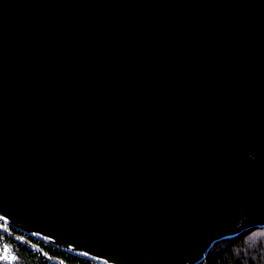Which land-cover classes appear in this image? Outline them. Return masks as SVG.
<instances>
[{
	"label": "water",
	"instance_id": "1",
	"mask_svg": "<svg viewBox=\"0 0 264 264\" xmlns=\"http://www.w3.org/2000/svg\"><path fill=\"white\" fill-rule=\"evenodd\" d=\"M250 228L264 0H0L7 238L56 264L23 236L96 264H199Z\"/></svg>",
	"mask_w": 264,
	"mask_h": 264
},
{
	"label": "trees",
	"instance_id": "2",
	"mask_svg": "<svg viewBox=\"0 0 264 264\" xmlns=\"http://www.w3.org/2000/svg\"><path fill=\"white\" fill-rule=\"evenodd\" d=\"M12 232L19 233L15 230ZM7 240L18 256L15 264H56L29 248L14 243L12 239ZM34 242L38 243L44 255L59 259L63 264H95L45 243ZM199 264H264V228H250L233 238L216 242Z\"/></svg>",
	"mask_w": 264,
	"mask_h": 264
},
{
	"label": "built area",
	"instance_id": "3",
	"mask_svg": "<svg viewBox=\"0 0 264 264\" xmlns=\"http://www.w3.org/2000/svg\"><path fill=\"white\" fill-rule=\"evenodd\" d=\"M6 227L5 224H3ZM7 248L8 255L10 257H15V259H4V249ZM18 261V256L16 252L13 250L12 246L9 244L6 236L0 231V263L1 264H15ZM96 264V263H95Z\"/></svg>",
	"mask_w": 264,
	"mask_h": 264
},
{
	"label": "flooded vegetation",
	"instance_id": "4",
	"mask_svg": "<svg viewBox=\"0 0 264 264\" xmlns=\"http://www.w3.org/2000/svg\"><path fill=\"white\" fill-rule=\"evenodd\" d=\"M13 231V230H12ZM14 233V232H13ZM14 234H16V235H21L20 233H14ZM25 239H27V240H29V241H31L33 244H35V245H37L38 246V243H36V242H34L31 238H28V237H25V236H23ZM14 243H16V244H20V243H18V242H15V241H13ZM20 245H22V244H20ZM22 246H24V245H22Z\"/></svg>",
	"mask_w": 264,
	"mask_h": 264
},
{
	"label": "snow or ice",
	"instance_id": "5",
	"mask_svg": "<svg viewBox=\"0 0 264 264\" xmlns=\"http://www.w3.org/2000/svg\"><path fill=\"white\" fill-rule=\"evenodd\" d=\"M8 249L7 248H5L4 249V253H5V255H4V259H15V257H10L9 255H8Z\"/></svg>",
	"mask_w": 264,
	"mask_h": 264
}]
</instances>
